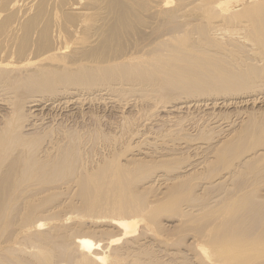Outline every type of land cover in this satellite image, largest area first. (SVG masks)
<instances>
[{"label": "bare ground", "instance_id": "6f19581e", "mask_svg": "<svg viewBox=\"0 0 264 264\" xmlns=\"http://www.w3.org/2000/svg\"><path fill=\"white\" fill-rule=\"evenodd\" d=\"M257 90L264 0H0V264H264V181L249 187L231 169L264 161V120L213 149L218 172L212 159L179 174L173 156L122 160L113 146L95 160L22 114L72 104V92L154 100L174 115L181 99L211 109Z\"/></svg>", "mask_w": 264, "mask_h": 264}, {"label": "rangeland", "instance_id": "374dc122", "mask_svg": "<svg viewBox=\"0 0 264 264\" xmlns=\"http://www.w3.org/2000/svg\"><path fill=\"white\" fill-rule=\"evenodd\" d=\"M263 93H264V91L257 90V91H254V95H252L253 92H251V93H245V94H241V95H237V96H232L233 98L231 97V98H226V99H220L216 103V106L217 105L218 106L216 108L213 107L211 109H208V107L206 109V108H203L201 106L197 107L196 108L197 110L192 106H190L191 109H189L190 107L181 106V105L183 102L192 103L191 101H193V100L188 99V101H185L184 99H181V100L174 102V104H176V106H179V107H185L186 109L179 112L180 115H178L179 113H175L174 114L175 116H174L173 114L169 113L171 111L170 109H166V110L164 109L165 111L164 110L162 111L163 108L159 107V106H161L160 105L161 103H157V105H155L156 103H153L154 100H149L151 102L145 103V102H142L138 97H135V96L134 97H132V96L114 97V95H112L113 96L112 97V96L108 95V93L107 94L94 93L92 95H88L85 93L72 92L71 94L67 93L66 95L62 96V97H67L69 99L73 98V100L71 99L72 104H70V103L67 104L69 106L66 105L64 107H60V108H56V109L54 108L52 110H48V109L45 110L44 109L41 112H39V111L35 112L36 108L31 109V108H28V106H27V108L22 109L23 110L22 114L31 116L32 117V123H34L35 121H38L37 123L43 122L41 129H42V131H45V130L46 131L44 133H41V134H42V136L49 134L46 139H61V138L63 139V138H65V139L69 140L70 138H75L76 142L79 141L80 144H82V143L84 144L86 151H91L92 149H94L95 153L97 151L96 155L94 154L95 160L98 158V156H101L102 158L106 157L108 155V150L106 149L107 148L106 146H113L112 151L114 150V152H118L120 155H122V154L125 155V157H124V155L122 156V158H121L122 160L127 158L128 155L130 157L132 155H137V154L143 158L145 157V159H143V160H147V159L153 160V159H155L153 156H155L156 158H158V157L162 158L163 156H166V157L173 156V157H175V161L173 160V162L176 164L177 163L179 164L178 165V167H179L178 173L181 174V172H182L183 174H185L186 171L189 170L190 168L196 170L194 165H196L197 163H200V162L207 163L208 160L210 163H212L211 160L213 158H215L213 156L214 154L212 152L213 149L221 147L219 145H221L224 141L228 142V140H229L230 143H232L236 138L235 136H238L241 134L242 130H244L246 128V125L248 124V122L250 120H254V119H255V121L264 120V101H263L264 100V94ZM255 94L256 95L258 94L262 98L259 97L258 95L255 96ZM244 95H246L247 98L242 99L245 97ZM215 98L216 97L209 98V99H215ZM234 98H236V100ZM249 98L250 99H254V98L257 99L256 102L258 101V103L251 104L249 102L250 105L244 104V106H242L241 102H244L246 99L250 100ZM223 100H228V102L230 101L227 105V108H226V106L221 107L218 104ZM232 100H233V102L231 103ZM239 100H240V102H239ZM115 101L118 103H116ZM124 101H127V102L129 101L126 104L127 106L125 105L126 102H124ZM238 102H239L238 105L240 107L233 104V103H238ZM209 103H211V102L208 101L207 104H209ZM225 103H226V101H225ZM110 105H112L111 108H110ZM199 105H202V104L199 103ZM150 106H153V107H150ZM157 106H158V108H157ZM169 106H171V105H169ZM143 107H144V109H143ZM187 108L189 109V111ZM0 109H1L0 110V114H1L0 118L3 117L4 115L8 114L7 113L8 111H6L2 108H0ZM28 109L30 110L29 112H28ZM157 109H158L159 114L157 112ZM261 109H262V111H261ZM3 112H5V113H3ZM143 114H145V115H143ZM176 114H177V116H176ZM166 115H168V116H166ZM239 115H241L240 119H239ZM257 115H259V117ZM237 116H238V118H237ZM136 117H137V119H136ZM168 117H169V119H168ZM196 117H198V118H196ZM229 117H230V119H229ZM241 117H243V119ZM256 117H258V118H256ZM154 118L158 119L159 121H161L163 119L164 120L168 119V121H169L168 127L162 128V126H161L162 129L161 128L159 129L158 128L159 126H157V125H161L160 123H162V122L152 125L153 120H156ZM248 119H249V121H248ZM134 120H136V121H134ZM243 120H244V122H243ZM127 121L128 122L130 121L132 123L131 124L132 127L129 126ZM142 122L146 123V126H141ZM183 122H184V124H183ZM242 122H243V125L241 126ZM47 124L48 125L50 124V125L48 126ZM133 124H135V125H133ZM171 124H173V125H171ZM174 124L175 125L177 124V126H175ZM225 124H229V125H225ZM235 124H236V126H235ZM237 124H238V126H237ZM56 125L57 126L59 125V126L57 127ZM178 125H179V127H178ZM180 125H182V126H180ZM223 125H225V126H223ZM233 125H234V127H233ZM231 126H232V128H231ZM61 127H63V128H61ZM171 127H173L174 130H173V128L171 129ZM165 128H167L169 130L171 129L170 133L172 132L171 134H173V135L168 133V134H170V136L165 135L162 138V132L167 133V131H168ZM235 128H237V129H235ZM57 130H58V132H62V133L59 134L57 132ZM221 131H223L222 132L223 134L221 133ZM230 131H232V133ZM208 133L210 134L209 136H208ZM231 134L232 135L235 134V136L232 140H231V138L233 136ZM187 135L189 136L188 138L190 140L192 139V141H190L188 138H186ZM229 135H230V137L231 136L232 137L230 138ZM55 137H57V138H55ZM210 137H213V138H210ZM225 137H226V139H225ZM110 138H112V139H110ZM177 138L180 140L178 142L177 141L174 142V140H178ZM116 140H118V141H116ZM155 140H157V142ZM208 140H211V141H208ZM160 141L161 142L165 141L166 143L162 142V144H161ZM213 141H214V143H212ZM115 142L118 143V144L116 143L117 146L114 145ZM143 143H145V144H143ZM158 143H159V146H158ZM185 143H186V146H185ZM129 145H130V147H129ZM179 145H181V146H179ZM127 146L129 148L128 149L129 151L126 150ZM152 146L158 147L157 148L158 150L152 149ZM91 147H92V149L88 150ZM160 147L162 149H165V150L159 152ZM189 149H191V150H189ZM103 150L105 151L104 153H103ZM146 151L147 152L149 151V152L147 153ZM211 152H212V154H211ZM132 153H134V154H132ZM207 154H209V157L207 156ZM145 155L150 157V158H147ZM196 157H197V159H196ZM243 157L246 158V157H248V155L247 156L244 155ZM260 160H262V162H260ZM214 161H216V160H214ZM230 161H231V159L228 157V155H226V165ZM222 162L223 161H218L217 163L214 162L215 163V164L213 163L214 165L211 164L212 167L214 166L212 169L217 170V172H218L219 167H221V165H222ZM234 162L235 161H233V164H234ZM249 162L253 163L255 165V167L252 169L246 170V168H236L237 164L235 166L232 164L233 167L231 169H232V171L234 170L235 172H238L237 175L233 174V180H238V181H241L244 183H249L248 186L250 187V181L257 180L258 183L261 181L262 182L264 181V161H263V158L262 159L256 158V159H253L252 161H249ZM235 163H238V162L236 161ZM215 165H216V167H215ZM209 166H210V164L208 163V167ZM226 171H229V170L226 169ZM226 171H221L220 173L224 174ZM227 173L228 172H226V174ZM197 174H199V173L197 172ZM205 176H206V174L205 175L201 174L199 176V179L197 181H195V183L202 184ZM242 180H244V181H242ZM260 184L261 183H259V186H257V187L261 186L260 187V189L262 188L261 191H264L263 190L264 189V183H262L263 186ZM261 191L258 192V194L261 193ZM218 194H221V193H218ZM155 250H157V248Z\"/></svg>", "mask_w": 264, "mask_h": 264}]
</instances>
